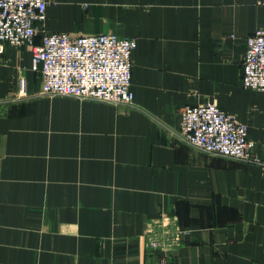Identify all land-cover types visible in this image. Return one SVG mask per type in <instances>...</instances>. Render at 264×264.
I'll return each mask as SVG.
<instances>
[{
    "label": "crops",
    "instance_id": "obj_1",
    "mask_svg": "<svg viewBox=\"0 0 264 264\" xmlns=\"http://www.w3.org/2000/svg\"><path fill=\"white\" fill-rule=\"evenodd\" d=\"M46 2L36 37L134 38V99L41 95L31 52L0 50V264H264V93L241 85L264 2ZM206 102L258 160L180 139V109Z\"/></svg>",
    "mask_w": 264,
    "mask_h": 264
},
{
    "label": "built area",
    "instance_id": "obj_2",
    "mask_svg": "<svg viewBox=\"0 0 264 264\" xmlns=\"http://www.w3.org/2000/svg\"><path fill=\"white\" fill-rule=\"evenodd\" d=\"M46 5V0H0V50L7 45L31 52L30 68L40 76L41 95L131 104L134 38L114 33L72 36L66 32L36 37L39 24L45 20ZM241 85L264 93V29H255L245 39ZM18 90L22 95L27 92L23 77L18 80ZM179 137L209 153L258 160L247 125L211 102L180 109Z\"/></svg>",
    "mask_w": 264,
    "mask_h": 264
}]
</instances>
